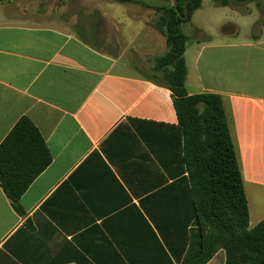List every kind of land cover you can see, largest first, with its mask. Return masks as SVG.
Listing matches in <instances>:
<instances>
[{
	"label": "crops",
	"instance_id": "obj_1",
	"mask_svg": "<svg viewBox=\"0 0 264 264\" xmlns=\"http://www.w3.org/2000/svg\"><path fill=\"white\" fill-rule=\"evenodd\" d=\"M136 1L0 2V145L27 118L52 159L22 195L24 215L0 185V264L182 263L196 227L183 139L172 92L148 77L168 51L152 23L171 5ZM222 26L215 34L232 38L183 24L185 88L222 98L254 228L264 220V38ZM225 261L221 250L207 264Z\"/></svg>",
	"mask_w": 264,
	"mask_h": 264
},
{
	"label": "trees",
	"instance_id": "obj_2",
	"mask_svg": "<svg viewBox=\"0 0 264 264\" xmlns=\"http://www.w3.org/2000/svg\"><path fill=\"white\" fill-rule=\"evenodd\" d=\"M163 1L171 3L170 8L160 9L159 22L168 51L156 58L154 74L148 77L172 92L183 139L182 163L196 227L190 230L181 264H207L221 250L225 264H264V220L249 227L242 172L222 98L209 92L189 95L185 88L188 38L182 26L203 0ZM187 2L189 14L182 19ZM51 161L36 126L27 118L19 120L0 145V185L18 214L24 215L22 195Z\"/></svg>",
	"mask_w": 264,
	"mask_h": 264
},
{
	"label": "rangeland",
	"instance_id": "obj_3",
	"mask_svg": "<svg viewBox=\"0 0 264 264\" xmlns=\"http://www.w3.org/2000/svg\"><path fill=\"white\" fill-rule=\"evenodd\" d=\"M64 0H47L51 3V7L59 8L61 3ZM145 5L151 6L154 4L158 5L160 2L157 0H142ZM46 2V1H44ZM170 5L171 3L168 2ZM48 4V3H47ZM26 4H23L25 6ZM44 5V4H43ZM201 8L195 11L190 21L195 27L205 28L209 33L214 37L215 41H220L222 38L229 37L231 35L225 34L224 36L215 34L219 25L225 30L232 29L236 27L238 30V37L241 41L252 40L255 37L264 38V0H249L240 2L238 0H203ZM50 8V6H47ZM43 9L46 12H51V10ZM149 8V7H148ZM124 10V7L119 8ZM152 9L153 15L155 14L154 8ZM160 18H157L153 21L152 25L158 29L159 28ZM130 31V30H129ZM140 44V41L137 42L132 49H136ZM190 56H187L189 61ZM154 66V63L151 62ZM149 65L142 67L144 72L147 74L152 73ZM152 67V66H151ZM161 75V73H158Z\"/></svg>",
	"mask_w": 264,
	"mask_h": 264
},
{
	"label": "water",
	"instance_id": "obj_4",
	"mask_svg": "<svg viewBox=\"0 0 264 264\" xmlns=\"http://www.w3.org/2000/svg\"><path fill=\"white\" fill-rule=\"evenodd\" d=\"M188 2H189V1H188ZM188 2L186 3V6H185L184 15H182V16H181V17H182V19H186V18H187V16H188V14H189V12H188V8H187ZM174 5H175V6H177V5H178V2H177V1H175Z\"/></svg>",
	"mask_w": 264,
	"mask_h": 264
}]
</instances>
